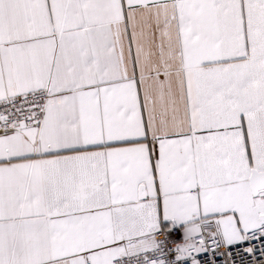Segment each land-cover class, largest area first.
I'll return each mask as SVG.
<instances>
[{"label": "snow or ice", "instance_id": "6c2138e0", "mask_svg": "<svg viewBox=\"0 0 264 264\" xmlns=\"http://www.w3.org/2000/svg\"><path fill=\"white\" fill-rule=\"evenodd\" d=\"M257 251L264 0H0V264Z\"/></svg>", "mask_w": 264, "mask_h": 264}, {"label": "built area", "instance_id": "2783aa9c", "mask_svg": "<svg viewBox=\"0 0 264 264\" xmlns=\"http://www.w3.org/2000/svg\"><path fill=\"white\" fill-rule=\"evenodd\" d=\"M256 244L257 249H259V241L254 242ZM221 252L226 251L225 249H221ZM243 257V260L241 259ZM215 259L216 264H223L225 257L224 256H216L213 257L211 253L202 256V262L203 264H209L210 261ZM235 264H264V256H261L259 251L256 252V254L250 255L247 253H240L233 257Z\"/></svg>", "mask_w": 264, "mask_h": 264}]
</instances>
